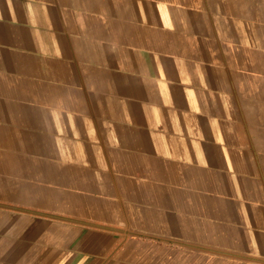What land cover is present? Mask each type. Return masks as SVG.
I'll return each mask as SVG.
<instances>
[{
	"label": "crops",
	"instance_id": "0c3cea01",
	"mask_svg": "<svg viewBox=\"0 0 264 264\" xmlns=\"http://www.w3.org/2000/svg\"><path fill=\"white\" fill-rule=\"evenodd\" d=\"M0 264H264V0H0Z\"/></svg>",
	"mask_w": 264,
	"mask_h": 264
}]
</instances>
